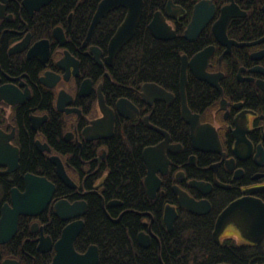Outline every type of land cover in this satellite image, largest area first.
<instances>
[{
  "label": "flooded vegetation",
  "instance_id": "flooded-vegetation-1",
  "mask_svg": "<svg viewBox=\"0 0 264 264\" xmlns=\"http://www.w3.org/2000/svg\"><path fill=\"white\" fill-rule=\"evenodd\" d=\"M172 1L175 17L166 16V21L176 33L174 38L179 31L184 35L198 5L210 11L195 39L183 36L187 44L182 54L190 60L205 48H212L205 63L187 67V83L190 76L196 87L201 85L200 82L205 83L201 86L213 91L212 98L203 106H192L188 100L187 104L192 113L199 116L201 124L212 126L220 141L218 148L202 150L194 146L190 125L181 114L180 86V120L173 131L151 121L157 105L167 106L176 101V94L166 88L173 94L172 102L148 104L143 101L140 90L139 103L124 97L136 106V115L133 118L121 116L116 110V102L122 97L113 100L104 86L107 81L114 83L113 63L109 65L105 61L108 45L104 52L91 42V38L84 43L87 32L84 39L75 40L63 23L52 28L51 37H37L26 20L48 4L31 14L24 8L22 0H18L16 10L13 7L15 0H0L5 5L4 15L0 17V264H43L47 254H51L52 261L62 229L78 219L84 224L89 196H99L103 208L114 212L116 209L118 218L128 211L123 208L122 200L115 197L107 200L104 194L110 142L118 135L127 139V130L140 143L143 163L140 184L146 206L156 204L158 207L154 208L155 212L149 209L137 211L141 228L135 237L141 248H149L153 242L160 247L162 231L170 232L179 216L178 209H185L178 205L175 187L196 200H208L211 209L216 204L220 207L219 213L240 197L257 199L264 207V0ZM123 8L127 14V9ZM157 11L164 13L165 6ZM226 11L229 18L223 25L220 18ZM71 17L72 13L68 15V24ZM55 27L62 28L60 38L53 35ZM92 46L101 50L102 64L94 59ZM198 73L211 75L221 89L198 79ZM97 121L100 124L93 128ZM139 121L142 122L140 126L136 125ZM157 128L168 133L169 147L163 151L164 160L155 161V182L148 187L149 169L143 151L165 139ZM35 179L41 180L46 187L41 197L49 191L47 188H53L50 199L37 214L18 213L14 202L29 193ZM196 181L203 183L206 192L191 185ZM152 188L154 196H151ZM58 201L69 204L83 201L85 212L61 219L54 207ZM110 202L113 204L108 205ZM168 204L177 211L171 230L164 221ZM36 209L37 206L28 207V210ZM65 214L70 215V211L66 210ZM54 226L58 227V236H54ZM263 229L264 214H260L256 243L246 239L235 222L226 225L219 243L212 231L216 244L231 239L241 246H255L257 253L251 263L242 260L212 264H264ZM227 230L231 234L224 235ZM140 241L148 243L147 246H141ZM40 244L41 248L49 249L40 250Z\"/></svg>",
  "mask_w": 264,
  "mask_h": 264
},
{
  "label": "trees",
  "instance_id": "trees-1",
  "mask_svg": "<svg viewBox=\"0 0 264 264\" xmlns=\"http://www.w3.org/2000/svg\"><path fill=\"white\" fill-rule=\"evenodd\" d=\"M99 1L52 0L26 21L37 37H51L52 28L63 23L68 26L70 37L82 40ZM17 2L18 0H15L14 10L17 8ZM165 3L166 0H144L139 26L132 39L118 52L111 67L114 83L107 81L104 86L113 100L126 97L134 103L141 102L140 90L145 82H154L174 92L177 96L176 101L167 106L157 105L151 116V121L153 120L155 124L173 131L180 120L178 97L180 55L185 51L187 43L180 34L181 31L171 40H159L151 35L148 23L155 11L164 9ZM70 13L72 17L68 24L67 18ZM125 14L126 10L123 7L108 13L96 27L91 42L106 52L109 39ZM192 79L190 76L186 85L188 103L192 106L194 104L203 106L212 98L213 91L202 87L201 85H205L202 82L196 87ZM136 125L140 126L142 122L139 121ZM140 132L143 133V130L140 129ZM126 136L127 139L118 135L116 140L110 142L107 157L109 170L104 194L107 200L112 197L122 200L123 208L128 211L118 218L116 209L114 212L103 208L99 196H89L84 228L74 243L77 251L83 252L90 244H96L99 248L98 264H212L219 261L250 262L255 259L257 255L255 246H241L231 239L224 240L221 244L215 243L212 231L220 211L216 204L204 215H194L179 208V216L173 229L170 232L162 231L160 247L153 242L149 248H141L135 237L141 228L137 211L149 209L155 212L154 208L158 207L156 204L148 208L146 206L140 184L143 169L140 143L128 130ZM156 220L158 221V216L155 214ZM54 233L56 234L54 236L59 234L56 226ZM51 257V254H47V260L43 264L50 262Z\"/></svg>",
  "mask_w": 264,
  "mask_h": 264
},
{
  "label": "water",
  "instance_id": "water-1",
  "mask_svg": "<svg viewBox=\"0 0 264 264\" xmlns=\"http://www.w3.org/2000/svg\"><path fill=\"white\" fill-rule=\"evenodd\" d=\"M51 0H23L22 4L24 7L32 14L34 10L40 9L42 6L50 3ZM123 6L127 9V14L123 22L119 25L116 32L112 36L108 44V54L105 57V61L111 65L113 63L114 57L120 51V49L132 38L135 30L139 24V20L143 11V0H101L96 8L95 13L91 19L86 38L84 43H87L97 24L100 22L101 18L106 15L110 10ZM174 4L172 0H167L165 5L164 13L162 11H156L153 15L151 22L149 23V29L151 34L156 39L170 40L176 36V33L171 28L170 24L166 21V16L175 17L172 11L174 10ZM203 5H198L189 21L187 28L184 31V37L189 40L195 39L197 34L206 24L209 18L208 8H201ZM5 5L0 3V17L4 15ZM226 13V14H225ZM220 18V23L223 25L229 18V14L226 11ZM53 35L56 38L63 36L62 28L55 27L53 29ZM94 52V59L102 64L100 58L101 50L90 47ZM212 48H205L204 50L197 53L192 59L188 60L185 54L181 55V69H180V94H181V114L185 122L190 125L191 136L193 144L196 148L202 150H211L213 148L220 147V141L217 137L216 132L213 130L211 125L201 124L199 116L192 113L190 110L185 93V86L187 83V67H194L199 65V63H205L207 61L208 55L211 53ZM196 77L200 80L206 81L209 84L221 89L218 82L212 78L211 75L207 73L196 74ZM141 97L144 102L152 103L153 101H166L168 103L172 102L173 94L168 92L162 86L154 82H146L141 87ZM116 110L118 114L124 117L133 118L137 111L136 106L131 103L128 99L122 97L116 102ZM147 118V117H146ZM113 120V116H111ZM103 122V120H102ZM100 121H97L93 128L97 127ZM103 123L102 125H104ZM165 136V139L154 147H147L143 151V158L148 165L149 174L146 177V184L148 187L151 186L152 182H155V169L154 163L157 160H164V149L169 147V135L166 131L157 128ZM201 132L203 135H201ZM191 185L197 187L199 190H203L204 185L202 182H191ZM39 189V190H38ZM46 187L41 180H33L32 186L28 194L16 200L15 208L18 213L24 214H37L39 213L47 204L50 199L51 192L53 188H47L49 191L41 197L42 191ZM174 191L178 194V205L187 209L191 213L195 214H205L210 211L211 204L208 200H196L191 197L188 193L182 189L175 187ZM154 189L152 188L151 196ZM36 195L39 197L36 199ZM113 203H108L112 205ZM37 209L32 211L28 210V207H36ZM55 212L57 216L61 219H67L69 216H79L84 214L86 203L83 201L76 202L74 204H69L65 201H58L55 203ZM69 210L70 215H66L65 211ZM259 213V215H258ZM164 221L166 223L167 229L171 230L173 222L177 217V211L171 205H166L164 213ZM260 214H264V207L261 203H258L257 199L251 197H240L234 201H231L226 207H224L218 214L215 226L213 230V237L217 243L220 242V235L225 229L226 225L230 222H235L241 229L243 236L252 241L258 242V217ZM83 220L78 219L66 225L61 232V236L55 243V254L52 261L49 264H97L98 263V247L97 245H90L87 250L83 253L76 251L74 248V240L81 232L83 228ZM264 233V229L262 233ZM141 237V233L139 235ZM41 238V237H40ZM42 239V238H41ZM42 244V243H41ZM39 249L44 251L47 248ZM148 243L140 241V245L146 247ZM227 264V263H218Z\"/></svg>",
  "mask_w": 264,
  "mask_h": 264
},
{
  "label": "rangeland",
  "instance_id": "rangeland-1",
  "mask_svg": "<svg viewBox=\"0 0 264 264\" xmlns=\"http://www.w3.org/2000/svg\"><path fill=\"white\" fill-rule=\"evenodd\" d=\"M227 234H231V232L230 231H225V233H224V235H227Z\"/></svg>",
  "mask_w": 264,
  "mask_h": 264
},
{
  "label": "bare ground",
  "instance_id": "bare-ground-1",
  "mask_svg": "<svg viewBox=\"0 0 264 264\" xmlns=\"http://www.w3.org/2000/svg\"><path fill=\"white\" fill-rule=\"evenodd\" d=\"M22 1H23V0H22ZM51 1H52V0H51ZM51 1H50V2H51ZM48 4H49V3H48ZM23 6H24V5H23ZM24 8H25V7H24ZM26 10H27V9H26ZM38 10H39V9H38Z\"/></svg>",
  "mask_w": 264,
  "mask_h": 264
}]
</instances>
